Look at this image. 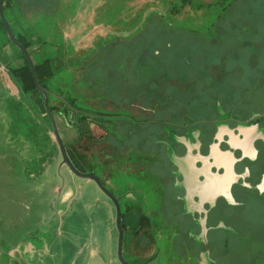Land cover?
<instances>
[{"label":"rangeland","instance_id":"374dc122","mask_svg":"<svg viewBox=\"0 0 264 264\" xmlns=\"http://www.w3.org/2000/svg\"><path fill=\"white\" fill-rule=\"evenodd\" d=\"M82 1L81 4L80 0H9L7 2L4 0L6 16L12 25V31L15 35L26 37L25 40L31 48L35 47L33 52L36 61L47 60V54L51 57V67L55 65L53 68L57 66L60 68L58 75L60 79L54 74L50 77L53 78L52 81L47 82V75L44 76L46 86L48 84L53 89H61L64 94L70 92L71 96L75 97L77 106L83 109L87 105L91 110L95 108L108 114L124 116L128 114L139 120L146 119L145 125L138 126L127 120L114 121L108 116H105L106 119L94 116L93 119L86 121V129H79L81 132L89 130L95 138L110 135L107 130L98 127L107 124L120 127V132L116 129L119 138L124 135L128 127L132 131L139 129L144 135L156 136L157 133L166 132V128L169 127L165 125L167 122H159L160 118L167 114L166 107L165 111L158 108L164 104L174 108L184 103L186 104L184 108H191L190 113L193 116L198 119L203 118L207 90L204 86L208 67L200 70L197 66L194 67L193 63L199 61L200 65L203 64V61H200L203 50L198 55L193 47L189 46L188 37L182 34H177L175 40V37L172 39L173 36L170 35H158L154 27L139 31L137 25L139 22H135L134 19L140 20L155 15L161 10L164 14L171 11L183 16L186 13L197 12L203 13V16L215 14L219 6L195 8L185 0ZM198 1L207 3L213 0ZM249 5L253 6L251 1ZM197 9L200 11L198 12ZM69 20L77 21L78 33L75 42L71 44L78 48L77 51L81 48L78 52L73 47H64L62 40L59 41L57 38L60 34H65L66 26L70 25ZM152 23L154 25L155 21L153 20ZM92 28L94 31H99L98 39L95 41V46H101L98 53L91 49L90 38L95 35L91 33ZM82 32L87 33L82 41L84 43L77 42L81 39L79 36ZM247 36L250 35L246 34L244 37ZM46 37L47 40L44 39ZM46 41L47 46H45ZM163 41H170L173 44L177 42L178 46L172 45L163 49V46L160 47ZM257 42L260 44L259 41ZM262 42L264 46V35ZM215 43H221L219 36L211 38V47H215ZM38 44L45 46L42 52L37 50ZM14 45L9 42L6 33L0 27V48L4 58L10 57L17 49ZM241 52H243L242 62L254 63L257 57H264V54H257L258 50L249 52L242 49ZM64 59L68 71L61 64V60ZM1 60L0 97L5 91L19 96L18 88L6 70L5 61ZM212 61L214 65L223 62L221 54H212ZM24 62V57L20 56L14 64L21 66L20 64L23 65ZM108 66L111 67L110 76L105 70ZM161 67L166 74V80L160 76ZM241 72L243 73V69ZM97 78L99 80H96ZM172 78H179L180 82L187 81L192 85L187 87L183 83L174 84L170 80ZM162 84L163 87H158ZM219 88L220 91L222 88L228 89L221 86ZM157 89H162V92L158 93ZM85 97L87 101L84 104ZM212 99L215 100L216 97ZM35 100L44 111L42 99L35 97ZM2 102L6 104L4 98L0 99V104ZM53 103L60 105L57 100ZM214 104L217 105V102ZM1 110L2 105L0 106L2 116L0 118V264H105L103 258H106L108 264H119L113 258V254L103 251L105 243L102 242L108 241V222L105 216L97 214L96 204L87 201V193L97 191V185L93 181L91 184H86L90 179L74 174L68 166L61 167V158H58L59 161L56 158L59 154L57 145L54 146L53 151H50L47 144L46 148L39 150V156L24 160L22 155L27 152L28 146L23 153L21 149L23 144L13 143V135L8 133V124L4 119L6 112ZM170 120L169 122L176 124L186 119H182V116H171ZM74 128L78 130L73 127L69 132L70 135L74 133ZM49 133L53 138L52 131ZM109 139L113 142L115 135L111 134ZM30 142L33 143V140L30 139ZM106 142V139L93 141L84 134V137L74 140L75 148L70 147L69 150L73 152L80 165L86 166V169L91 168L94 163L95 168L100 172L103 165L104 169L100 173L108 179L110 176L108 164L113 161L109 153L112 152L113 146L110 147ZM32 147L29 145V153ZM75 152L80 153L82 158L79 159ZM114 161L120 162L119 166L123 165V160L119 157ZM6 165L13 167V170H5ZM123 170L124 168L112 169L109 178L112 179L113 184H108V179L107 186L116 197H120L124 210V196L130 187L124 179ZM71 185L75 191V198L71 204H65L63 193ZM60 188H63L62 193L59 191ZM152 200L155 202L157 199ZM83 203L84 205L81 206ZM262 205L264 204L250 203L247 211L245 208L241 213L238 209L228 212L226 216L230 217L229 225L237 229L224 233L219 231L217 238L213 236V242L211 241V246H208L213 259L217 258L223 264H264ZM61 210L64 211L63 215L59 214ZM59 231L61 235H57ZM225 237H227L226 244L222 243ZM92 247L99 248V254L94 259H90L89 255ZM136 252L141 255L149 251ZM161 255L165 256L163 252ZM156 256L158 257L157 254ZM156 256L150 260V264H163L157 262ZM168 262L173 263L170 259Z\"/></svg>","mask_w":264,"mask_h":264},{"label":"crops","instance_id":"0c3cea01","mask_svg":"<svg viewBox=\"0 0 264 264\" xmlns=\"http://www.w3.org/2000/svg\"><path fill=\"white\" fill-rule=\"evenodd\" d=\"M194 1L204 6H219L218 12L203 16V13L197 12L180 16L171 11L164 14L161 10L155 15L140 20L134 19L139 22V31L154 27L158 35H170L173 36L172 39L177 34L188 37L189 46L193 47L198 55L203 50V57L200 58L203 64L193 61L194 67L197 66L200 70L208 67V72L204 86L207 87L204 99L206 109L202 119L193 116L190 113L191 108H184V103L174 108L165 104L158 107L162 111H165V107L168 109L167 114L160 120L157 119L160 123L167 122V131L157 133L155 143H152L149 139L151 137L146 134L147 139L144 140L138 157L137 153L133 158L132 154L131 157L128 156L126 150L123 165L119 166L120 164L114 161L110 166L111 170L124 168L123 177L129 183L130 190L124 196L128 202L123 218L129 238L133 231L141 227V223L147 225V229L165 228L163 224L167 214L173 216V223L177 224L174 226L176 229L201 230L209 226V220L206 218L208 214H225L218 218L220 225H223L230 218L226 215L233 209H238L241 213L245 208L247 211L250 203L264 204V57H257L254 63L241 61L242 49L249 52L258 50L257 54H264V0H213L207 3ZM250 1L253 6L249 5ZM80 2L83 3L82 0ZM68 22L70 25L66 26L65 34H60L57 38L62 40L64 47H73L78 52L81 48L77 51L78 48L71 44L75 42L78 33L77 21ZM91 33L95 34L90 38L91 49L98 53L101 46H95V41L99 31L93 30ZM246 34L250 36L244 37ZM86 35L87 33L82 32L79 36L81 39L77 42L84 41ZM216 36H219L221 43H215V47H211V38ZM44 39L47 40V37ZM257 41L260 44H257ZM172 45L178 46L177 42L173 44L163 41L160 47L163 46L164 49ZM43 46L38 44L37 50L42 52ZM217 53L221 54L223 62L214 65L212 54ZM105 70L110 76L111 67L108 66ZM160 76H163L164 80L167 79L162 67ZM170 80L174 84L183 83L187 87L192 85L187 81L180 82L179 78ZM163 84L158 87H163ZM219 86L228 89L222 88L220 91ZM157 92H162V89H157ZM213 97L216 99L213 100ZM214 102H217V105ZM171 116H182V119L186 120L174 124L169 122ZM23 139L25 141L13 139V143L23 144V153L26 146L27 152L29 145L33 146L30 153L22 155L23 159L29 160L39 156V149L26 138ZM51 146L50 144V151ZM135 160L138 163H135ZM23 165L27 166L26 163ZM109 183L113 184V181ZM60 190L62 193L63 188ZM86 196L88 202L96 204L97 214H103L108 222V241L102 242L105 243L103 251L113 254L116 260L113 207L99 189L87 193ZM62 198L63 203H72L75 198L73 185L65 190ZM153 198L157 200L153 202ZM63 213L61 210L59 214ZM157 213L158 216H154ZM144 215L146 218L143 220ZM175 215L177 217H174ZM57 235H61V231L57 232ZM98 249H90V259L99 254ZM103 259L104 263L108 264L106 258Z\"/></svg>","mask_w":264,"mask_h":264},{"label":"flooded vegetation","instance_id":"af4514ba","mask_svg":"<svg viewBox=\"0 0 264 264\" xmlns=\"http://www.w3.org/2000/svg\"><path fill=\"white\" fill-rule=\"evenodd\" d=\"M84 62V60L82 61ZM96 80H99L98 78ZM66 96H68V98H71V95L66 94ZM66 98V100L68 101V103H71V101H69V99ZM70 99V100H71ZM58 102H60V106L61 109L63 108V110H61L60 113V122L62 124V127H59V131L60 134L62 136V139L65 143L67 152L69 154V157L71 158V160L73 161V163L75 164V166L82 172L85 173H93L95 175H97L99 177V179L102 181V183L109 189V191L116 197L115 193L111 190V188H109L107 186V182L108 179L109 181H111L112 179L109 178L111 176V169L110 166L112 163H114V160L119 157L120 159L123 160L126 150L127 155L131 157L132 154V158L134 157V154L137 153V157L139 156V152L141 150V148L143 147V142L144 140H146L147 138L145 137V135L141 132V130H130L129 127L128 129H126V132L124 131V135L121 136L122 137H118V135L116 134L117 131L116 129L120 132V127L119 126H112V125H107V124H102L101 126L99 125L98 127L100 128H104V130H107L108 134L110 135H106V136H101L99 138H95L92 135V132H90L89 130H84L83 132H81L79 129L80 128H87V120H90L91 118L93 119V117H100L103 119H106L105 116H108L110 120L114 119L115 120H120V121H125L127 120L130 123H135L136 125L140 126V125H145L146 124V119L145 120H139L137 118L131 117L128 114L124 115H120V114H108L106 112L103 111H99L96 110L95 108L91 109H83V108H79V107H74L72 106V104L68 107L67 105L64 104V102L62 100H57ZM66 101V102H67ZM87 99L85 97L84 99V104L86 103ZM50 103V101H49ZM91 111V112H89ZM81 115L82 117V122L75 125V118ZM49 116V115H48ZM54 116V114H53ZM91 116V117H90ZM54 119L56 121V117L54 116ZM51 121V120H50ZM57 123V121H56ZM92 122H90L91 124ZM101 123V122H100ZM52 125V123H51ZM58 125V124H57ZM73 127H76L78 130H75L74 128V133L73 134H69V132L71 131V129H73ZM52 131L53 133V127H52ZM72 133V132H71ZM84 134L87 136V138H90L91 140H96V141H101L102 139H106V143L109 144V146H113L112 148V152L109 153V157L113 159V161L109 162V169H110V176L108 177V179H105V177H103L101 175L100 172H102V169H104V166L101 165V169L100 172H98L97 168H95V164L93 163V166L91 168H85L86 166L83 167V165H80V163H78L77 159L75 158L73 152H71L69 149L70 147L75 148L74 146V140L77 139L78 137H84ZM111 134L115 135V139H113V142H110L109 139ZM52 136V135H51ZM152 140V143H155V137L156 136H150ZM53 139L54 142L55 138H54V134H53ZM112 141V140H111ZM57 144V143H56ZM58 146V144H57ZM49 147V146H48ZM58 150H59V154L56 156V158H61L60 161H62V156H61V152L58 146ZM76 150V149H75ZM74 151V150H73ZM76 153V152H75ZM76 155L78 156V158H82L80 153H76ZM74 156V158H73ZM136 157V158H137ZM75 159V160H74ZM116 162V161H115ZM135 163L136 162L135 160ZM119 164H121L119 162ZM60 166H67V165H61ZM138 168V167H137ZM5 170L8 171H12L13 167H10L8 165H6ZM111 179V180H110ZM93 181L98 189L104 194V196L108 199V201L111 203L112 207H113V211H114V225H115V232H116V246L114 249V253H115V258L116 261L119 264H122L119 257H118V237H119V230L116 224V206L114 204V202L100 189L99 185L94 181L90 179V182ZM108 184H110L108 182ZM61 191V190H60ZM118 199V202L120 204L121 207V213H122V228H123V255L124 258L130 263V264H150V260L154 259V257L156 256V254L158 255V257L156 256L157 262H161L163 264H169L168 259L171 260V264H187V263H193V264H223L220 263L219 259L217 258H212V255L210 254L211 249L208 248V246H211V241L213 242V236L214 238L218 237V232L220 231V233H224L227 231H234L233 229H235L234 227H232V225H229V220L227 219V223L220 225L221 222H219L220 219H218L219 217H222L223 215H220L221 213H211L206 215L207 220H209V222L207 221V225L209 223V226L207 229H195V230H188V229H176L174 228V226H177V224L173 223V216L172 215H165L166 221H165V228H161L159 230H152V229H147L146 226L144 225V223H141V227L135 231H133L132 236L129 238L127 235V228L125 226V223L123 221V218L126 214V202L127 198H124V210H123V206H122V202L120 200V197H116ZM158 214V213H157ZM160 216V215H159ZM162 216V214H161ZM174 217H177L176 215ZM144 218H146V215H144ZM167 218H170L167 220ZM218 221V222H217ZM157 225V224H156ZM146 229V230H145ZM166 239V240H165ZM227 241V237L224 238V241H222V243L226 244L225 242ZM203 242V243H201ZM215 245V244H214ZM134 246V249H132V247ZM164 246V249H163ZM217 247V245H215ZM140 251V250H148L149 252L147 254H136V251ZM209 251V253H208ZM162 252L165 254L164 257H162ZM139 262V263H137Z\"/></svg>","mask_w":264,"mask_h":264},{"label":"trees","instance_id":"16d2710c","mask_svg":"<svg viewBox=\"0 0 264 264\" xmlns=\"http://www.w3.org/2000/svg\"><path fill=\"white\" fill-rule=\"evenodd\" d=\"M9 0H5V2H7ZM187 1V0H185ZM189 4H191L192 6H194L195 8H201L204 5L198 4L196 3L194 0H188ZM6 5L4 6V11H5V15H6ZM7 18V16H6ZM8 20V19H7ZM9 21V20H8ZM10 23V21H9ZM11 24V23H10ZM0 27L3 28L4 32L6 33L7 39L9 40L10 43H13V41L11 40V38L8 35L7 29L0 17ZM12 27V25H11ZM13 30V28H12ZM14 33V31H13ZM15 35V33H14ZM15 37L17 38V40L19 42H21L31 53L32 58H33V62L35 65V69L38 75V79L39 82L42 86L46 87L49 93V101H50V107L52 110V113L54 114V116L57 118V124L59 127H62V124L60 122V113L61 110H63V108L61 109V106H57L53 103L54 100H62L64 102L65 105H67L68 107L72 104V106L74 107H79L77 106V104L75 103V97H73V95L71 96V98H68V96H66V94H64L61 89H56L53 87H51L50 85L47 84V86L44 84V76L47 75V82H51L54 76H58L60 74V68L57 66V68H53V62H52V67H51V57L49 55H47V60H37L34 58V48H31L28 44V42L25 40L26 37L24 38V36H18L17 34L15 35ZM17 49L15 51L12 52V54L10 55V57H3L2 56V49L0 48V66L1 64V59H3L6 65V70L8 72V75L10 76V78L12 79V81L14 82V84L17 86L18 90H19V96H14L11 95L8 92H4L3 96L0 97V99L3 100V98L6 101V104H4L3 102L0 104V106L2 105V110L6 112L4 119L7 121V131L10 135H13L12 138L13 139H21L24 140L23 138H26V140L30 141V139L33 140V144L35 145L36 148H38L39 150L41 148H46L47 144L48 146H50V144L52 145L51 151H53V148L56 144V142H54V139L52 138V136L50 135L49 131L52 130V125H51V121L50 118L48 116V113L46 111V109L44 111L41 110L40 106L38 105L37 101L35 100V97H40V99H42L43 101V97L40 93V91L37 89L35 83H34V79H33V75H32V71L31 68L29 66V63L25 57V55L23 54V52L19 49V47H17L16 45H14ZM24 57V63L23 65L20 64L19 65H15L14 62H16V60H18V58ZM58 56L60 57L59 53ZM40 57V56H39ZM63 57V56H62ZM56 58L57 55H56ZM61 64L62 66L65 68L66 67V60H61ZM66 71L67 68H65ZM65 72V70H63ZM58 78L60 79L61 77L58 76ZM70 93V92H69ZM66 98L69 99V101H71V103H68V101L66 100ZM71 99V100H70ZM67 101V102H66ZM44 103V101H43ZM45 107V105H44ZM87 107V108H86ZM86 109H90L87 105H86ZM80 108V107H79ZM82 116L78 115L75 118V122L74 124L77 125L79 123L82 122ZM0 118H2L1 113H0ZM33 138H32V137ZM90 138V136H89ZM25 141V140H24ZM40 141V142H39ZM45 146V147H44Z\"/></svg>","mask_w":264,"mask_h":264},{"label":"water","instance_id":"95a60500","mask_svg":"<svg viewBox=\"0 0 264 264\" xmlns=\"http://www.w3.org/2000/svg\"><path fill=\"white\" fill-rule=\"evenodd\" d=\"M0 17L7 29L8 35L11 38V40L13 41V43L19 47V49L23 52V54L25 55L29 66L31 68L32 71V75H33V79H34V83L37 87V89L40 91L42 97H43V101H44V105H45V109L49 115V118L51 120L52 123V127H53V134H54V138L56 143L59 146L60 152H61V156H62V161H61V165H67L71 171L83 178H88L91 180H94L100 187V189L114 202L115 206H116V224L119 230V237H118V257L121 261L122 264H130L123 255V228H122V213H121V207L120 204L118 202V199L109 191V189L102 183V181L99 179V177L93 173H85L80 171L75 164L73 163V161L71 160V158L69 157V154L67 152L65 143L62 139V136L60 134L58 125L54 119L51 107H50V103H49V93L46 87L42 86L39 82L38 79V75L35 69V65L33 62V58L31 53L29 52V50L21 43L17 40V38L15 37L11 25L9 23V21L6 18L5 15V11H4V0H0Z\"/></svg>","mask_w":264,"mask_h":264}]
</instances>
